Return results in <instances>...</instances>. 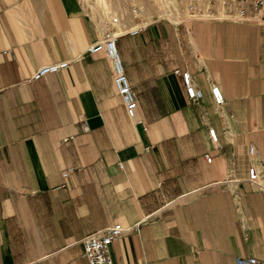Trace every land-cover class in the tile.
Returning a JSON list of instances; mask_svg holds the SVG:
<instances>
[{"label": "crops", "instance_id": "obj_1", "mask_svg": "<svg viewBox=\"0 0 264 264\" xmlns=\"http://www.w3.org/2000/svg\"><path fill=\"white\" fill-rule=\"evenodd\" d=\"M146 20L117 30L129 117L80 0H0V264H88L82 238L114 223L137 225L114 264L264 261V23Z\"/></svg>", "mask_w": 264, "mask_h": 264}, {"label": "built area", "instance_id": "obj_2", "mask_svg": "<svg viewBox=\"0 0 264 264\" xmlns=\"http://www.w3.org/2000/svg\"><path fill=\"white\" fill-rule=\"evenodd\" d=\"M180 3L184 7L187 18L196 21H232L244 23H264V0H171ZM139 9V8H138ZM133 12L137 10L133 8ZM112 22H117L112 18ZM105 31L101 38L90 45L88 52L94 53L103 51L110 60L113 70V82L118 95L124 103L126 114L133 117L136 108V93L133 90L127 75L124 71L122 60L116 47L117 33L113 31V26L105 23ZM69 66L68 60H62L38 67L32 74L31 79H39L49 73L57 72ZM182 84L187 98L194 104L199 103L202 97L201 91L195 87L188 71L180 72ZM210 93L214 103L220 106L225 99L220 88L213 84ZM208 134L212 141H216V133L213 128H208ZM66 140V139H65ZM249 153H253V147L249 148ZM208 162L211 161L209 155H205ZM249 180L259 188L264 189V180H260L259 172L255 166L248 169ZM137 225H122L114 223L102 229L86 234L82 240V255L88 264H114L111 254V243L123 234L132 233ZM235 264H264L263 260L256 257H236Z\"/></svg>", "mask_w": 264, "mask_h": 264}, {"label": "rangeland", "instance_id": "obj_3", "mask_svg": "<svg viewBox=\"0 0 264 264\" xmlns=\"http://www.w3.org/2000/svg\"><path fill=\"white\" fill-rule=\"evenodd\" d=\"M83 7L100 25L108 22L117 33L121 26L136 27L145 23L152 16L173 17L180 16L184 11L182 4L164 0H80ZM133 8L137 13L133 12ZM139 8V9H138ZM112 18L117 22L113 23Z\"/></svg>", "mask_w": 264, "mask_h": 264}, {"label": "bare ground", "instance_id": "obj_4", "mask_svg": "<svg viewBox=\"0 0 264 264\" xmlns=\"http://www.w3.org/2000/svg\"><path fill=\"white\" fill-rule=\"evenodd\" d=\"M165 1V3L166 4H170L171 2H173V1H171V0H164ZM117 32V31H116Z\"/></svg>", "mask_w": 264, "mask_h": 264}]
</instances>
